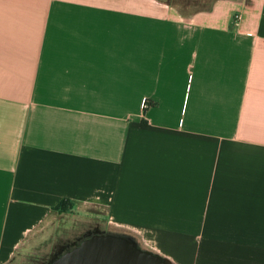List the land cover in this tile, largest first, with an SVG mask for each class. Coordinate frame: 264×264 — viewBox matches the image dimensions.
Returning <instances> with one entry per match:
<instances>
[{
    "label": "crops",
    "instance_id": "obj_1",
    "mask_svg": "<svg viewBox=\"0 0 264 264\" xmlns=\"http://www.w3.org/2000/svg\"><path fill=\"white\" fill-rule=\"evenodd\" d=\"M62 199L264 264V0H0V262Z\"/></svg>",
    "mask_w": 264,
    "mask_h": 264
},
{
    "label": "rangeland",
    "instance_id": "obj_2",
    "mask_svg": "<svg viewBox=\"0 0 264 264\" xmlns=\"http://www.w3.org/2000/svg\"><path fill=\"white\" fill-rule=\"evenodd\" d=\"M213 2L214 0H194L191 5L193 9H206ZM180 12L183 13L181 10ZM132 212H135L134 215L140 222V210ZM116 215H110L106 202L74 205L70 199H64L63 203L54 205L28 238L18 244L12 255L0 264H51L53 260L93 235H111L128 240L139 249L150 253L152 264L188 262L187 256L172 255L176 248L174 238L178 234L168 226L154 219H150L151 222L148 223L144 221L142 224L131 225L123 212ZM184 231L187 233V229Z\"/></svg>",
    "mask_w": 264,
    "mask_h": 264
},
{
    "label": "water",
    "instance_id": "obj_3",
    "mask_svg": "<svg viewBox=\"0 0 264 264\" xmlns=\"http://www.w3.org/2000/svg\"><path fill=\"white\" fill-rule=\"evenodd\" d=\"M51 264H152V255L123 238L93 235Z\"/></svg>",
    "mask_w": 264,
    "mask_h": 264
},
{
    "label": "trees",
    "instance_id": "obj_4",
    "mask_svg": "<svg viewBox=\"0 0 264 264\" xmlns=\"http://www.w3.org/2000/svg\"><path fill=\"white\" fill-rule=\"evenodd\" d=\"M162 1L178 7L179 10L183 11V13H186V12L187 13H194V12L200 10L197 8L193 9L191 4H193L194 0H162ZM184 9H187V11ZM63 200L64 199H62L59 203H63Z\"/></svg>",
    "mask_w": 264,
    "mask_h": 264
},
{
    "label": "built area",
    "instance_id": "obj_5",
    "mask_svg": "<svg viewBox=\"0 0 264 264\" xmlns=\"http://www.w3.org/2000/svg\"><path fill=\"white\" fill-rule=\"evenodd\" d=\"M241 18V13L240 12H237L234 14V19L235 20H239Z\"/></svg>",
    "mask_w": 264,
    "mask_h": 264
},
{
    "label": "bare ground",
    "instance_id": "obj_6",
    "mask_svg": "<svg viewBox=\"0 0 264 264\" xmlns=\"http://www.w3.org/2000/svg\"><path fill=\"white\" fill-rule=\"evenodd\" d=\"M147 262H150V258H149V256H148Z\"/></svg>",
    "mask_w": 264,
    "mask_h": 264
}]
</instances>
